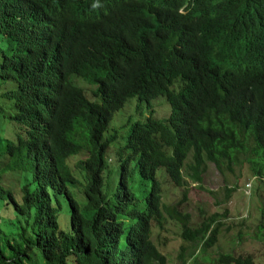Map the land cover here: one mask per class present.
Instances as JSON below:
<instances>
[{
  "label": "trees",
  "instance_id": "obj_1",
  "mask_svg": "<svg viewBox=\"0 0 264 264\" xmlns=\"http://www.w3.org/2000/svg\"><path fill=\"white\" fill-rule=\"evenodd\" d=\"M163 2L90 18L57 9L44 31L29 14L38 0H0V199L15 219L6 220L12 229L0 225V264H167L150 239L163 209L186 242L183 262L186 247L205 251L216 242L225 212L192 226L180 209L182 169L199 186L206 161L220 171L245 162L264 179V0H192L185 14L174 8L182 0ZM73 78L94 85L91 97ZM134 95H163L169 112L130 122L109 164L117 133L104 132ZM4 119L23 133L5 137L12 132ZM80 151L74 170L68 158ZM158 167L183 187L169 204L161 200ZM7 170L26 177L18 196L3 185ZM232 190L225 188L224 199ZM61 198L68 231L57 223ZM254 233L264 242L263 206ZM188 258L199 264L193 250ZM201 259L253 263L249 253Z\"/></svg>",
  "mask_w": 264,
  "mask_h": 264
},
{
  "label": "rangeland",
  "instance_id": "obj_2",
  "mask_svg": "<svg viewBox=\"0 0 264 264\" xmlns=\"http://www.w3.org/2000/svg\"><path fill=\"white\" fill-rule=\"evenodd\" d=\"M81 85L86 94L91 97V89L94 85H89L84 80L73 78ZM151 111L152 116L158 119L165 117L169 112V105L163 95H157L150 100H140L137 96L128 97L121 107L113 111L108 122L104 135L116 130L117 137L112 145L106 150V159L109 164L115 160L114 149L119 143H123L124 135L130 122L143 119ZM3 122H5L3 120ZM8 123V122H6ZM119 127V125L124 124ZM6 124L4 125V128ZM3 130H0V135ZM5 132V131H4ZM3 135L13 137L6 131ZM85 156L84 151L68 158L72 169L76 170L75 162ZM188 160V156L186 158ZM156 177L160 182L161 200L164 204L174 202L181 196V190L186 188V199L182 201L180 209L189 215V223L195 226L205 216L212 212L223 213L218 217L222 223L217 235L216 242L205 251H200L199 244L186 247L184 251V261L178 258L180 245H186L179 237V224L168 217L165 210H162V227L156 224L150 229V239L156 245L157 249L165 255L167 264H190L188 253L193 250L194 257L199 264H214L210 261L201 259L206 256L212 258L218 252H230L234 255L247 254L252 256V264H264V242L256 239L254 230L260 218V208L264 207V179L258 180L252 174V170L247 163L233 165L231 169L223 168L222 171L215 168L212 162L206 161L202 172L201 186L199 183L191 181L182 169L183 177L187 183L183 187L175 186L169 181L162 167L156 169ZM26 177L22 173L13 170H7L2 177L3 185L10 188L18 196L20 183L25 181ZM226 187H232L233 190L227 199L223 195ZM12 209L0 199V225L7 231L12 229V225H7L6 220L10 219L15 224ZM57 223L59 228L69 230V209L65 200L61 198L57 210ZM36 264H43L39 258L35 259Z\"/></svg>",
  "mask_w": 264,
  "mask_h": 264
},
{
  "label": "clouds",
  "instance_id": "obj_3",
  "mask_svg": "<svg viewBox=\"0 0 264 264\" xmlns=\"http://www.w3.org/2000/svg\"><path fill=\"white\" fill-rule=\"evenodd\" d=\"M39 4L33 10L29 11L32 23L44 31H48L52 26L53 12L57 9H69L72 14L79 17L90 18L100 17L105 10H113L117 7H130L131 4H140L145 1L152 3L153 8L160 9L164 6L163 0H38ZM188 5H193L192 0H182L174 8L177 13L185 14L188 12ZM8 102V100H7ZM10 110V102H9ZM6 125L11 129L13 137L15 133H23L19 125L12 120H5ZM7 137V135H5ZM11 137V138H13Z\"/></svg>",
  "mask_w": 264,
  "mask_h": 264
}]
</instances>
